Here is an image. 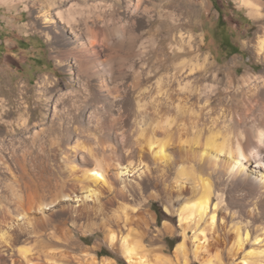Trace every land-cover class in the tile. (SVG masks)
<instances>
[{
  "label": "bare ground",
  "instance_id": "obj_1",
  "mask_svg": "<svg viewBox=\"0 0 264 264\" xmlns=\"http://www.w3.org/2000/svg\"><path fill=\"white\" fill-rule=\"evenodd\" d=\"M15 2L56 33L75 88L54 97L58 80L14 84L0 67V264H118L74 230L103 233L128 264H264V72L217 68L196 31L206 3L0 6ZM261 3L242 0L255 20ZM140 20L165 37L144 39ZM162 199L178 229L158 227ZM178 231L173 254L157 246Z\"/></svg>",
  "mask_w": 264,
  "mask_h": 264
},
{
  "label": "rangeland",
  "instance_id": "obj_2",
  "mask_svg": "<svg viewBox=\"0 0 264 264\" xmlns=\"http://www.w3.org/2000/svg\"><path fill=\"white\" fill-rule=\"evenodd\" d=\"M152 1L157 2L156 6L149 4L156 15L160 2ZM201 1L206 3V7L198 17L196 31L197 34L205 35L203 51L214 58L212 61L216 62L217 68L229 66L232 63L231 71L230 69L225 71L234 75L264 72V65L257 60L256 56V42L258 37L264 36V18L253 19L250 11L243 6L242 0ZM261 4V13L264 14V0ZM11 5L0 6V35L3 34L0 41L6 45L5 54L0 55V67L4 69L8 80L14 84L25 81L30 87L36 85L44 76L51 80H58L59 85L56 83L58 85L56 90L50 92L54 97H57L60 92L73 90L75 82L72 73L69 72L68 67L58 62L61 47L55 45V40H48V34H52L51 38L55 39L56 33L41 23L37 18V11L30 5L18 2ZM115 23L119 24L120 21H109L107 25L112 27ZM139 25L144 39H148L151 34H156L158 38L165 37L164 30H158L159 21L151 24L146 23V20H140ZM225 74L221 73V75ZM68 84L70 86H67ZM47 113H50L49 108ZM149 206L159 214L157 215L159 228H163L168 222L178 229L179 217L168 215L166 211L167 207H172L171 201L167 199L152 201ZM74 233V244L80 243L83 247H88L91 254L97 256L100 261L113 258L118 264H128L120 253L107 244L103 233L82 234L78 230H74ZM180 240L178 231L175 236H163L157 246L166 247L169 254H173ZM94 246H99V249L94 250ZM72 250L75 254L80 253L79 249L72 248Z\"/></svg>",
  "mask_w": 264,
  "mask_h": 264
},
{
  "label": "crops",
  "instance_id": "obj_3",
  "mask_svg": "<svg viewBox=\"0 0 264 264\" xmlns=\"http://www.w3.org/2000/svg\"><path fill=\"white\" fill-rule=\"evenodd\" d=\"M2 35H3V34H1L0 37H1ZM5 46H6V45L3 44V43L0 41V55H1V54H5V53H4V49L6 48ZM231 49H232V47H231ZM236 53H237V52H236Z\"/></svg>",
  "mask_w": 264,
  "mask_h": 264
}]
</instances>
